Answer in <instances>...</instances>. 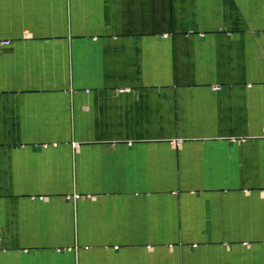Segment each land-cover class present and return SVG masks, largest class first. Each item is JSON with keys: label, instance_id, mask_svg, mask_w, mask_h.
Wrapping results in <instances>:
<instances>
[{"label": "crops", "instance_id": "0c3cea01", "mask_svg": "<svg viewBox=\"0 0 264 264\" xmlns=\"http://www.w3.org/2000/svg\"><path fill=\"white\" fill-rule=\"evenodd\" d=\"M0 264H264V0H0Z\"/></svg>", "mask_w": 264, "mask_h": 264}, {"label": "built area", "instance_id": "2783aa9c", "mask_svg": "<svg viewBox=\"0 0 264 264\" xmlns=\"http://www.w3.org/2000/svg\"><path fill=\"white\" fill-rule=\"evenodd\" d=\"M216 89L218 88V87H215ZM173 142H177V140L176 141H173Z\"/></svg>", "mask_w": 264, "mask_h": 264}]
</instances>
